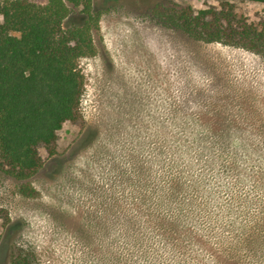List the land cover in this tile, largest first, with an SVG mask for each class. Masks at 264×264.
Here are the masks:
<instances>
[{"label": "rangeland", "instance_id": "1", "mask_svg": "<svg viewBox=\"0 0 264 264\" xmlns=\"http://www.w3.org/2000/svg\"><path fill=\"white\" fill-rule=\"evenodd\" d=\"M161 1L196 10L228 3L264 21V4L247 0H95L97 53L80 61L79 119L51 147H38L42 166L30 179L37 195L21 194L23 182L0 169V264H19L13 250L30 264H128L130 233L155 226L137 215L149 212L139 168L150 159L151 184L172 182L176 157L164 156V144L191 138L196 117L237 136L221 141L227 170L207 173L212 208L225 207L227 220L233 206L244 207L243 220L264 217V56L164 27L150 9Z\"/></svg>", "mask_w": 264, "mask_h": 264}, {"label": "trees", "instance_id": "2", "mask_svg": "<svg viewBox=\"0 0 264 264\" xmlns=\"http://www.w3.org/2000/svg\"><path fill=\"white\" fill-rule=\"evenodd\" d=\"M68 3L78 12L73 13ZM150 9L164 27L194 41L264 56V21H250L231 4L196 10L161 1ZM100 18L95 0L0 1V169L23 182L24 196L37 195L30 179L42 166L38 147H51L63 125L79 119L85 84L80 61L97 53L93 31ZM224 121L216 122L223 128ZM192 127L196 130L191 138L177 136L168 150L164 144V156L176 157L172 182L164 178L160 188L151 184L156 181L148 167L150 159L139 168L145 177L141 201L149 212L147 217L137 215L155 226L130 233L128 264H264L263 215L243 220L244 207L233 206L234 216L227 220L226 208L213 209L203 192L208 171L214 166L227 170L221 141L237 136L213 132L200 117ZM164 169L169 178L166 165ZM3 212L0 209V216ZM11 257L30 264L14 250Z\"/></svg>", "mask_w": 264, "mask_h": 264}]
</instances>
